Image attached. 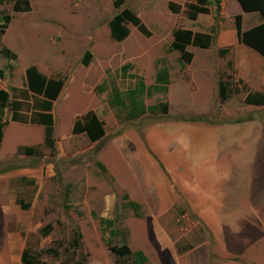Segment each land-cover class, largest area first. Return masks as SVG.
<instances>
[{
    "label": "rangeland",
    "instance_id": "1",
    "mask_svg": "<svg viewBox=\"0 0 264 264\" xmlns=\"http://www.w3.org/2000/svg\"><path fill=\"white\" fill-rule=\"evenodd\" d=\"M115 1L30 0L28 11H17L13 4L23 6L22 0H0V49L15 53L14 59L0 53V121L5 123L0 141V264H15L10 261L14 245L19 264L24 249L34 264H134L132 257L112 251L123 243L131 251L141 250L144 264H195L187 260V251L200 243L206 244L208 255L200 264H264V238L215 241L184 199L158 218L168 237L167 242L158 239L156 218L127 203L126 171L108 139L167 112L212 124L264 115V104L244 100L247 90L264 87V55L238 40L234 16L242 15V30L264 24V19L257 11L242 10L237 0H219L218 7L207 0L208 11L195 19L186 11L195 0H121L118 7ZM170 1L179 4L178 13L169 10ZM123 7L141 18L149 36L126 24L129 33L123 40L111 38L108 22ZM177 28L210 33L212 43L207 48L189 44L180 53L170 47ZM86 50L90 57L83 65ZM30 65L64 79L52 106V146L44 143L43 127L28 122L40 104L26 86ZM160 70L168 75L166 91L155 80ZM219 80L228 87L224 100ZM139 81L149 91L136 92L133 100L144 106L166 102V113L126 117L128 93ZM115 94L120 105L110 104ZM87 112L102 118L107 137L91 141L85 132L72 133L75 120ZM100 219L111 220L112 226Z\"/></svg>",
    "mask_w": 264,
    "mask_h": 264
},
{
    "label": "crops",
    "instance_id": "2",
    "mask_svg": "<svg viewBox=\"0 0 264 264\" xmlns=\"http://www.w3.org/2000/svg\"><path fill=\"white\" fill-rule=\"evenodd\" d=\"M157 117L108 138L126 171L125 195L156 218V237L167 242L158 218L184 199L215 241H262L264 115L213 124L170 112ZM14 251L9 259L19 264ZM207 256L205 243L187 251L195 264Z\"/></svg>",
    "mask_w": 264,
    "mask_h": 264
},
{
    "label": "trees",
    "instance_id": "3",
    "mask_svg": "<svg viewBox=\"0 0 264 264\" xmlns=\"http://www.w3.org/2000/svg\"><path fill=\"white\" fill-rule=\"evenodd\" d=\"M23 6L19 5V2L13 4V9L17 11H28L30 9V0H22ZM196 4H189V7L186 8L187 15L191 19H195L199 12H207L208 8L206 6L207 0H195ZM216 4V7L219 6V0H213ZM240 4V7L244 11H257L264 19V0H237ZM121 0L115 1V7H118ZM168 8L171 12L178 13L180 11L179 4L170 1L168 3ZM5 20L8 19V15L5 16ZM242 15L236 13L234 16L235 31L238 40L241 43H244L248 47L253 48L258 53L264 55V24H259L254 27H251L247 30L241 29ZM126 24H131L136 28V30L144 36H149L151 33L148 28L145 26L141 18L134 13L128 7H123L118 10L114 16L109 20L108 27L110 30V36L115 41L123 40L129 33V30ZM212 35L207 32L193 31L187 28H177L172 32V41L170 47L173 50H176L180 53H184L186 45H194L201 48H207L212 43ZM0 53L6 58L14 59L15 53L6 47H1ZM187 55V54H186ZM90 57V52L86 50L84 56L81 59L83 65L88 64V59ZM1 73V72H0ZM156 83L162 84L161 88H158L157 85L154 88L161 89V91H166V84L168 83V75L164 70H160L156 74ZM25 82L27 89L34 96L40 97V104L36 108V111L33 110L32 118L30 123H35L43 127V139L46 146H52L54 143L53 138V126L54 118L52 113V106L54 100L57 99L59 93L62 90L64 85L63 78H54L48 77L45 74L41 73L34 65H30L25 69ZM227 85L222 81H218V93L220 99L224 100L228 98ZM145 88V84L142 81H139L137 88L129 91V104L126 112L127 118H135L145 112L159 111L162 113L167 112V103L161 102L156 105L144 106L142 103L137 104L134 98L136 92H142ZM149 93V92H148ZM119 96L115 94V97L110 99V104H117L120 100ZM244 100L247 103L253 104H264V87L261 91H249L247 90ZM15 103V102H14ZM15 108V107H14ZM15 115V114H14ZM12 120H18L15 116H12ZM26 122V121H24ZM5 123L0 121V141L3 137V128ZM85 132L86 136L94 141L100 138L104 134L103 123L102 121L93 113L87 112L73 123L72 133H81ZM97 165L103 170L106 171L105 167L97 162ZM124 197L127 198L125 195ZM21 207H26V204L17 200ZM132 210L137 211L140 207L136 202L127 201ZM100 222L107 223L108 227L112 226L111 220L100 219ZM50 227L49 224L45 226V229ZM110 233H116V230L110 229ZM77 236H80V233H77ZM112 251L116 254H125L134 259V264H144L146 262V256L141 250L131 251L129 247L123 243L120 248H111ZM21 264H34L32 256H30L27 249L22 250L21 252Z\"/></svg>",
    "mask_w": 264,
    "mask_h": 264
}]
</instances>
